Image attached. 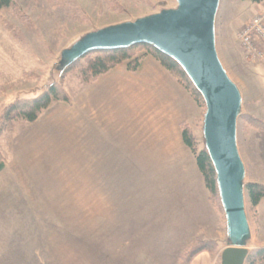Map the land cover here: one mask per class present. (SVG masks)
<instances>
[{"label":"rangeland","instance_id":"374dc122","mask_svg":"<svg viewBox=\"0 0 264 264\" xmlns=\"http://www.w3.org/2000/svg\"><path fill=\"white\" fill-rule=\"evenodd\" d=\"M13 1L12 7L0 12V162L5 164L0 171V264H120L121 251L113 250V244L119 246L124 237L117 236L114 227L122 221L135 226L133 221L145 219L148 223L156 217L153 184L171 174L150 169L114 171L113 165L106 163L107 156L84 155L97 150L93 141L91 149L82 147L85 139L82 142L81 138L84 120L88 118L80 110V96L90 83L84 80L79 64L54 78L52 70L61 51L83 34L176 7L177 2ZM263 7L264 2L221 0L216 45L223 66L243 95L237 135L246 166L245 182L264 185V132L253 121H264V59L247 57L240 42L243 27ZM132 53L153 56L145 47ZM80 63L85 65L86 60ZM52 83H59L68 102L54 101L34 122L6 117L9 105L40 95ZM198 104L200 116L196 124H187L194 133L197 149H203L202 114L206 108L203 101ZM117 112L115 106L107 104L98 110V119L105 120V135L123 136L128 132L129 125ZM87 142L90 145L86 139ZM111 178L120 183L128 179L135 185L129 189L120 186L119 195L112 197L102 193L113 189L104 186ZM98 192L106 202L97 199ZM245 193L254 237L246 264H264V258L257 255L264 249V197L263 202L253 206L247 190ZM208 199L216 214V237L202 238L181 251L177 264L193 247L209 240L216 242L215 251L211 252L220 258L226 221L218 198L210 200L208 191ZM127 207L134 210L129 219L121 214Z\"/></svg>","mask_w":264,"mask_h":264},{"label":"crops","instance_id":"0c3cea01","mask_svg":"<svg viewBox=\"0 0 264 264\" xmlns=\"http://www.w3.org/2000/svg\"><path fill=\"white\" fill-rule=\"evenodd\" d=\"M105 104L115 106L117 116L129 125L123 136L103 133L105 120L98 119L97 115ZM79 107L88 118L83 119L86 126L81 136L82 142L85 139L82 147L91 149L93 141L97 148L95 153L89 150L84 155L107 156L106 163L113 165L114 171L150 169L171 174L153 184L156 217L148 223L145 219L136 220L134 226L122 221L114 227L117 236L124 237L119 246L113 244V250L121 251L120 264H177L181 251L202 238L216 237L213 230L216 214L181 130L183 123L196 124L199 104L155 57H143L135 71L122 63L101 75L81 93ZM130 183L128 179L122 183L108 179L104 186L113 189L102 193L116 197L121 192L120 186L129 189L135 185ZM102 193L95 196L100 202H106ZM125 209L121 214L131 218L134 210ZM226 238L224 233L223 243ZM253 238L252 235V241ZM218 258L217 253L203 250L188 264H217Z\"/></svg>","mask_w":264,"mask_h":264},{"label":"water","instance_id":"95a60500","mask_svg":"<svg viewBox=\"0 0 264 264\" xmlns=\"http://www.w3.org/2000/svg\"><path fill=\"white\" fill-rule=\"evenodd\" d=\"M221 0H176V7L89 31L60 53L52 76L93 51L148 44L175 60L204 104L203 139L213 164L227 238L220 264H246L252 230L246 211V166L238 147L243 95L223 66L216 45ZM53 84V83H52ZM50 86V85H49Z\"/></svg>","mask_w":264,"mask_h":264},{"label":"trees","instance_id":"16d2710c","mask_svg":"<svg viewBox=\"0 0 264 264\" xmlns=\"http://www.w3.org/2000/svg\"><path fill=\"white\" fill-rule=\"evenodd\" d=\"M254 3H263L264 0H250ZM13 0H0V12L3 9L10 8L14 5ZM139 47H145L160 63L161 65L185 88L187 89L193 98L200 103L203 101L200 93L196 90L186 73L180 67V65L170 58L169 56L161 53L153 46L148 44H138L126 49H117V50H100L93 51L83 56L81 59L73 63L67 70L75 67L79 64L80 72L87 83H92L96 81L101 75L107 73L115 66L126 63L130 71H135L140 66L141 60L146 54L134 55L132 51L136 50ZM86 60L85 65H81V61ZM66 70V71H67ZM69 101V97L62 92L59 88V83L51 84L46 91L41 93L38 96L18 100L6 109V117L10 120L13 119H24L28 122L36 121L42 112L48 109L54 101ZM204 102V101H203ZM244 116V114H243ZM254 124L257 128L264 132V121L260 119H253ZM183 141L185 145L193 153L199 171L204 179V183L209 191L210 200L218 198L221 210L223 211L221 200L219 196V190L216 180V173L209 157V154L205 148L197 149L195 136L192 129L188 126L187 123H183L181 126ZM5 164L3 161L0 162V171L3 170ZM246 190L253 206H258L262 198L264 197V185L260 183H248L246 184ZM224 214V211H223ZM225 217V216H224ZM216 242L213 240L205 241L197 246L193 247L183 258L181 264H188L191 258L197 253L207 250L215 251ZM257 255L260 258H264V249L257 251ZM251 253L248 256L247 261H249ZM220 264V258H219Z\"/></svg>","mask_w":264,"mask_h":264},{"label":"built area","instance_id":"2783aa9c","mask_svg":"<svg viewBox=\"0 0 264 264\" xmlns=\"http://www.w3.org/2000/svg\"><path fill=\"white\" fill-rule=\"evenodd\" d=\"M240 42L247 57L264 59V7L243 27Z\"/></svg>","mask_w":264,"mask_h":264}]
</instances>
